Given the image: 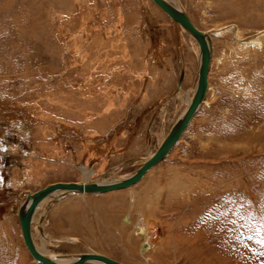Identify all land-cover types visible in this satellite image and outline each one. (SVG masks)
<instances>
[{
  "label": "rangeland",
  "instance_id": "rangeland-1",
  "mask_svg": "<svg viewBox=\"0 0 264 264\" xmlns=\"http://www.w3.org/2000/svg\"><path fill=\"white\" fill-rule=\"evenodd\" d=\"M179 1L212 33L205 105L140 184L42 202L33 236L49 254L264 264V0ZM181 38L179 52L152 0H0V264H40L25 193L122 180L155 154L197 87L199 45Z\"/></svg>",
  "mask_w": 264,
  "mask_h": 264
},
{
  "label": "water",
  "instance_id": "water-1",
  "mask_svg": "<svg viewBox=\"0 0 264 264\" xmlns=\"http://www.w3.org/2000/svg\"><path fill=\"white\" fill-rule=\"evenodd\" d=\"M155 2L164 12H166L174 21L179 22L181 26L191 34L194 39L197 41L200 48V62L198 68V83L195 94L193 96L192 101L189 106L185 110L184 114L179 118V120L175 123L172 129L169 131L167 137L163 141V143L159 146L158 150L155 152L153 157L146 162L135 175L128 178L127 180L119 181L115 184L110 185H92V184H76V183H56L47 186L46 188L39 190L34 194L25 193L27 197L25 199L20 198L18 202V212L17 219L19 221V225L22 231V236L24 240V244L32 256L36 261L42 264H57L53 259L47 258L42 255L39 251H37L32 243L30 236V222L32 216L35 212V209L40 201H42L47 196L51 195L54 192L58 191H69V192H86V193H102L108 192L111 190L123 189L131 186L132 184L139 181L140 176L156 163L161 161L171 150L174 144L180 138V135L190 122L192 116L197 112V110L201 107L208 87L207 74L209 69L210 60L212 57V49L210 39L207 33L199 32L192 25L188 16L180 12L178 9L174 8L170 4L166 3L164 0H152ZM66 256V255H65ZM65 256H62L63 259ZM75 260L68 264H120L114 260L106 258L102 255L98 254H84V255H76L74 256ZM59 264V263H58Z\"/></svg>",
  "mask_w": 264,
  "mask_h": 264
},
{
  "label": "bare ground",
  "instance_id": "bare-ground-1",
  "mask_svg": "<svg viewBox=\"0 0 264 264\" xmlns=\"http://www.w3.org/2000/svg\"><path fill=\"white\" fill-rule=\"evenodd\" d=\"M166 3H168V4H170L171 6H173L174 8H176V9H178L180 12H183V13H185L187 16H188V18H189V20L191 21V23H192V25L196 28V30H198L199 32H203V31H201V30H199L195 25H194V23H193V21L190 19V17H189V15L187 14V12H186V10L184 9V7L182 6V4L180 3V1L179 0H176V2H174L173 0H164ZM155 3V2H154ZM156 4V3H155ZM177 4H179V6L177 5ZM157 5V4H156ZM158 6V5H157ZM159 7V6H158ZM182 7V8H181ZM160 8V7H159ZM161 9V8H160ZM162 10V9H161ZM163 11V10H162ZM166 13V12H165ZM167 14V13H166ZM168 15V14H167ZM169 16V15H168ZM170 17V16H169ZM171 18V17H170ZM171 20L173 21V23H174V27H175V31H176V36H177V41L178 42H180V44H179V46H180V51L179 52H182L181 50H182V43H183V40H182V38L180 39V41H179V33H180V35L181 36H183V34H185V33H188L182 26H181V24H179V22H177V21H174L172 18H171ZM227 30V29H226ZM226 30H224V31H226ZM203 33H207L208 34V36H209V39H210V45H211V49H212V57H213V37H212V33L211 32H203ZM223 32H221V34H222ZM189 34V33H188ZM193 39H194V37L191 35V34H189ZM195 40V39H194ZM239 40H241V39H239ZM252 41V40H251ZM252 43H254V44H256V43H260V38L259 39H253V41L250 43V44H252ZM181 54V53H180ZM182 55H183V53H182ZM198 56H199V60H198V68H199V62H200V48H198ZM212 57H211V60H210V64H209V69H208V74H207V81H208V87H207V91H206V96H205V99H204V101H203V103H202V105H201V107L197 110V112L192 116V118H191V120H190V122L188 123V125L186 126V128L184 129V131L182 132V134L180 135V138L178 139V141L174 144V146L171 148V150L168 152V154L161 160V161H159L158 163H156L154 166H152L150 169H148V170H146L141 176H140V179H139V181L138 182H136V183H134V184H132L131 186H129V187H127V188H123V189H118V190H111V191H108V192H102V193H86V192H77V193H74V192H69V191H58V192H54V193H52L51 195H49V196H47L46 198H44L42 201H40L39 203H38V205H37V207H36V209H35V212H36V210H37V208L41 205V203L42 202H44L45 200H47L48 198L50 199V198H53V197H55V196H57L58 198H61V197H65V196H82V195H98V194H107V193H111V192H117V191H122V190H127V189H130V188H132V187H134L135 185H137V184H140L142 181H143V179H144V177L151 171V170H153L156 166H158L162 161H164L169 155H170V153L173 151V149L175 148V146L181 141V139H182V137L184 136V134L187 132V130H188V128H189V126L191 125V123H192V120L195 118V116L200 112V110L202 109V107L205 105V103H206V101H207V96H208V93H209V90H210V81H209V74H210V68H211V61H212ZM182 58H183V56H182ZM184 59V58H183ZM198 71V70H197ZM184 73V72H183ZM197 75H198V72H197ZM186 76V75H185ZM184 81V74H182V76H181V80H180V83H179V86H178V88H179V91H180V89L182 88V84L184 83L183 82ZM196 83H198V80H196ZM197 88V87H196ZM196 90V89H195ZM195 94V93H194ZM194 96V95H193ZM192 99H193V97H190V98H188V101H187V107L189 106V104H190V102L192 101ZM187 107L185 108V110L187 109ZM185 110H184V112H185ZM184 112L182 113V115L184 114ZM181 115V116H182ZM180 116V117H181ZM179 120V119H178ZM178 120H176V122L178 121ZM175 122V123H176ZM175 123H174V125H175ZM173 125V126H174ZM153 157V156H152ZM151 157V158H152ZM151 158H149V159H146V161L143 163V165L146 163V162H148ZM133 162H135V160H133ZM132 162V163H133ZM129 163H130V161H129ZM142 165V166H143ZM141 166V167H142ZM140 167V168H141ZM140 168H138L135 172H133L131 175H129V176H127V178H125V179H122V180H127L128 178H130V177H132L133 175H135L136 173H137V171L140 169ZM107 176V175H106ZM122 180H111V182H101V181H94V182H89V181H87V182H85V183H83V184H92V185H102V186H104V185H110V184H115V183H117V182H119V181H122ZM54 184H56V183H54ZM76 184H81V183H76ZM83 184H81V185H83ZM52 185V184H51ZM177 188V187H176ZM178 191V190H177ZM27 193H30V194H34V193H32V192H30V191H28ZM69 194V195H68ZM177 195V194H176ZM27 197V195H25V197H24V199ZM147 204H149V203H147ZM150 209V208H149ZM224 209H226V208H224ZM236 209V208H235ZM227 211H229V209L227 210ZM17 212H18V210H17ZM34 212V213H35ZM219 213H221V212H219ZM224 213V212H223ZM234 213V212H233ZM218 214V213H217ZM235 214V213H234ZM221 215V214H220ZM236 216V215H235ZM219 217V216H218ZM33 218H34V214H33V216H32V219H31V222H30V236H31V240H32V243H33V245H34V247H35V249L37 250V251H39L42 255H44V256H46L47 258H51V259H53L55 262H57V264L59 263V264H68V263H70V262H72V261H74L75 260V258H74V256H76V255H84V254H98V255H102V256H104V257H106V258H109V259H111V260H114V259H112V258H110V257H108V256H106L105 254H102V253H97V252H94V251H90V252H85V253H77V254H54V255H52V254H49L48 252H47V250L45 251L43 248H41V246H39L37 243H36V240H35V237L33 236V230H34V228L35 227H33L34 225V220H33ZM233 218H235V217H233ZM143 225L141 226V228H140V230L142 229V231H143V233H147L148 234V237L149 238H153L155 235L154 234H152V232H153V230L154 229H152L151 227H150V224L147 222V223H145V221H144V223H142ZM155 230H156V228H155ZM41 234L42 235H44V238L45 239H48L49 237H47L45 234V232L43 231V229L41 228ZM154 235V236H153ZM46 241V243H48L49 241L48 240H45ZM147 246H145V248H146ZM66 255V256H65ZM62 256H65L64 258H67V259H63V257ZM34 259V258H33ZM222 259V258H221ZM220 259V260H221ZM35 260V259H34ZM217 260V259H216ZM36 261V260H35ZM114 261H116V262H118V263H120V264H124V263H122V262H119V261H117V260H114ZM38 262V261H37ZM38 263H40V262H38ZM40 264H42V263H40ZM94 264H99V263H94Z\"/></svg>",
  "mask_w": 264,
  "mask_h": 264
},
{
  "label": "crops",
  "instance_id": "crops-1",
  "mask_svg": "<svg viewBox=\"0 0 264 264\" xmlns=\"http://www.w3.org/2000/svg\"><path fill=\"white\" fill-rule=\"evenodd\" d=\"M103 195V194H102Z\"/></svg>",
  "mask_w": 264,
  "mask_h": 264
}]
</instances>
